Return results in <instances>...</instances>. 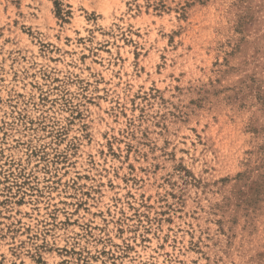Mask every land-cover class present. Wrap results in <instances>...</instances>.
I'll return each instance as SVG.
<instances>
[{
  "label": "rangeland",
  "instance_id": "1",
  "mask_svg": "<svg viewBox=\"0 0 264 264\" xmlns=\"http://www.w3.org/2000/svg\"><path fill=\"white\" fill-rule=\"evenodd\" d=\"M262 243L264 0H0V264Z\"/></svg>",
  "mask_w": 264,
  "mask_h": 264
},
{
  "label": "clouds",
  "instance_id": "2",
  "mask_svg": "<svg viewBox=\"0 0 264 264\" xmlns=\"http://www.w3.org/2000/svg\"><path fill=\"white\" fill-rule=\"evenodd\" d=\"M237 264H264V243L259 246H247Z\"/></svg>",
  "mask_w": 264,
  "mask_h": 264
}]
</instances>
